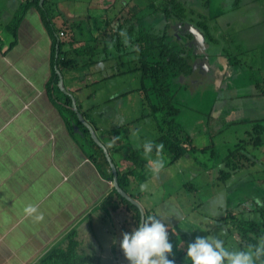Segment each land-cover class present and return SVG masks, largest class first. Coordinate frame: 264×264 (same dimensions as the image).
I'll list each match as a JSON object with an SVG mask.
<instances>
[{"label": "crops", "instance_id": "crops-1", "mask_svg": "<svg viewBox=\"0 0 264 264\" xmlns=\"http://www.w3.org/2000/svg\"><path fill=\"white\" fill-rule=\"evenodd\" d=\"M23 1L0 0V264H43L55 257H63L71 264L83 263L85 257L96 264H129L119 240L123 232L135 228L130 212L112 186L109 165L101 161L100 151L89 143L90 135L84 136L76 123L77 115L73 116L72 108L65 103L71 93L80 114L94 126L95 134H99L109 151L118 173L132 168L130 155L137 148H132V144L142 145L156 135L146 117L142 123L136 119L132 123L130 119L118 121L117 125L116 121L119 131L102 133L105 119L100 123L87 116L88 111L100 105L104 113L115 116L129 107L132 109V74L119 76L120 80L111 85L106 80L97 87V81L105 77L93 80L89 77L92 68L103 73L106 66L112 65L103 61L88 67L85 61L89 52L81 50L89 44L95 47L93 54L100 51L102 44L94 45V41L100 39L97 26L107 8L100 2L96 9L101 12L90 14L94 13L89 7L93 0H82L86 11L80 12L77 11L80 0H52L53 21L62 25L53 32L45 27L36 7L18 15L16 7ZM184 1L188 2L190 16L202 12L198 9L199 0ZM208 1L211 4L205 15L212 19L211 25L209 20L207 23L209 33L214 36L211 34L212 38L206 37L205 41L215 39V45L224 43L221 48L226 61L222 58L216 61H224V68L217 69L213 58L211 67L195 62L194 54L201 49L198 47L191 58L192 73L179 75L177 82L172 81L173 102L177 106L180 104L176 102V92L190 83L204 85V76L210 82L209 87L215 88L217 94L211 101L206 128L193 129L198 136L189 135L192 149L176 161L160 154L163 167L158 172L152 171L150 161L155 158L149 156L144 179L132 186L131 172L126 188L144 211L154 212L174 230L169 239L176 255L170 256L179 261H184L183 255H178L174 247L190 235L204 236L214 230L224 235L230 223L237 227L236 241L242 238L250 241L253 231L247 235L239 226L264 219V80L260 84V79H264V0H241L240 4L237 0H219L217 5L215 0ZM228 1L230 9L238 8L243 15L250 11L248 17L221 20L218 4ZM110 4L113 2L107 6ZM15 14L19 17L14 22ZM96 16L97 26L92 20ZM194 19L197 17H189L187 23L195 25ZM62 27L71 31L75 41L60 43L58 62L54 42L56 31ZM169 30L174 32L175 28ZM227 42L232 46L227 47ZM64 56L76 60L77 80L71 78L74 74L64 73L71 69L62 64ZM86 70V75H82ZM58 72L68 94L59 89ZM237 78L246 79L250 89L240 91L241 86L234 84ZM98 98L101 100L96 102ZM123 113L119 118L124 120ZM180 114L182 110L178 123ZM258 133L261 142L256 144L253 137ZM188 134L179 132L183 139ZM237 145L245 157L236 151L232 161L238 167L220 181L221 171L228 167V151ZM140 170L141 167L136 169ZM256 182H261L260 187L255 186ZM142 184L147 185L143 190ZM29 207L35 211L29 212ZM197 214L203 218H199L198 224L190 219L197 220ZM233 234L231 230V238ZM71 239L77 242L75 252Z\"/></svg>", "mask_w": 264, "mask_h": 264}, {"label": "trees", "instance_id": "trees-1", "mask_svg": "<svg viewBox=\"0 0 264 264\" xmlns=\"http://www.w3.org/2000/svg\"><path fill=\"white\" fill-rule=\"evenodd\" d=\"M199 2L201 3L200 7L202 8L211 4L208 0H199ZM187 4L188 2L186 3L184 0H127L126 4L121 7V10L118 9L114 10V12H108L110 10V4L108 8L106 7L107 9L104 11L105 13L102 21L97 26L99 33H101L100 36H98L100 38L99 40L102 42L100 51L93 54L95 47L90 46L89 44L81 49L82 51L86 50L89 52V54L87 53L88 55L85 61L88 67L96 61L102 60L108 62L110 65H113V63L117 64L118 71H115L116 74H113L112 72L108 77L113 79L115 75L123 76L126 74H132V77L136 78L138 83L135 85V81L133 82L134 84H132V106H135L137 109L135 112L137 116L132 117V123L134 122V119L138 122L144 117L149 118L151 121V126L156 130V135L150 139L153 141L154 147L149 156H153L155 158L154 160L161 159L162 155L160 154L165 153L170 161L173 162L185 155L188 151L190 152L192 149V138L189 136L190 134L186 132L184 125H180V123L177 122L179 112L182 109L174 104V91L172 90V81L175 80L177 82L179 75H188L192 73L193 61H191V58L193 54L190 50L188 51L184 44L191 38L190 32L184 27V21H187L188 18L186 16L189 14L187 12ZM21 6L23 10L31 6L36 7L39 12L42 13V17L47 25L50 22V18L55 15L52 0H43L41 5H39V0H24ZM143 6L149 7L154 11L152 13L156 14L155 23L146 24L143 22ZM101 16L102 15L100 14L99 17ZM197 17L198 18L194 19L192 22H194L198 28L206 32V37L208 39L212 38L208 31L207 17L203 14H197ZM113 20H117L116 28L111 26ZM13 21H16V17ZM179 23L181 26H178ZM171 27H174L175 30L174 32L169 33ZM106 31L111 33H107ZM111 39H114L116 46H118L120 50H122L123 46H126V48L123 49L122 54L117 56V58L110 53L107 46V42L109 40L111 41ZM214 41L215 39H213V42ZM58 46L60 47V44ZM59 47L58 58H60ZM110 54L112 57H110ZM194 55H198L199 57L202 56L201 54ZM59 61L60 60L58 59V62ZM61 62L70 67L77 65L76 60H73V58H65V56L62 57ZM120 65H122V67ZM134 94H136V98H134ZM65 103L70 105L71 98L69 96H66ZM70 111L73 116H76V113L72 109H70ZM76 123L82 128L84 136H89L88 130L82 123H80L77 116ZM181 131L188 134V137L183 139L179 135V132ZM260 135L261 133H258L253 137L256 144L261 142ZM89 142H92L94 147L97 146L94 141L89 140ZM143 144L132 149V154L130 155L132 158V168H129L124 173H117L118 183L126 192L131 172L132 186L134 182L137 180H143L145 177L143 170L150 160L148 158L149 156L146 157L144 155ZM161 144L163 145V148L158 149L156 145ZM206 147L209 148L210 146ZM95 148L100 151L101 158L107 165L108 161L106 160L102 149L99 146ZM200 148L205 149L204 147ZM232 148L234 150L228 151L226 160L228 167L221 171L220 181H224L228 177L229 171L238 167V164L232 161V157L236 154V151L244 153L243 151H240L242 148L238 145ZM234 159L237 158L234 157ZM138 167H141L140 172L136 171ZM110 177H112V175ZM116 194L120 201L128 208L131 217L130 220H132V223L136 227L141 221L138 207L117 192ZM131 197L134 198L133 195H131ZM262 212H264V206ZM153 213L150 211H144V218L148 215H153ZM239 227L243 230H251L250 225L248 224H243ZM235 228L236 226L231 225L228 227L230 231ZM255 234L257 237L264 235V219L260 232ZM207 235L215 236L222 241L225 237V235L220 232L216 233V230ZM262 241H264V238L261 242ZM70 244L73 248L72 250L75 252L77 249L75 248L77 246L76 240L71 239ZM239 246L240 248H243L240 244ZM248 247L255 250L258 245L255 246L249 244ZM169 258L172 259L170 255ZM63 259V257H55L52 260H44L43 264H71ZM256 263L264 264V255L257 258ZM76 264L96 263L90 260L89 257H85L83 263L77 262Z\"/></svg>", "mask_w": 264, "mask_h": 264}, {"label": "rangeland", "instance_id": "rangeland-1", "mask_svg": "<svg viewBox=\"0 0 264 264\" xmlns=\"http://www.w3.org/2000/svg\"><path fill=\"white\" fill-rule=\"evenodd\" d=\"M60 1H62V0H60ZM80 1H81L80 2L81 6L78 5L77 11L78 12H80L81 10L86 11L85 10L86 9V5H85L84 1H82V0H80ZM237 1L239 2V4L241 3V0H237ZM100 2H102V6L105 9L107 7L108 3L111 2V1L110 0H93L90 3L89 7H90V9L94 10V13L90 12V14H95L97 11H100V9H96V8H99V3ZM126 2H127V0H114V3H113L114 6L112 7L111 10H118V9L121 10V7H123L126 4ZM217 2H219V0H215V4L216 5H217ZM198 3H200V2L198 1ZM221 3H222L221 6L218 4V9L221 12L219 18L221 20H225L227 17H239L238 19H242L241 17H243V19H245V17H248V15H249L250 11H246L244 13V15H243L242 13H240L238 8L230 9L229 1L228 2H221ZM16 8H17L16 11L18 10V13H19L18 15L23 13V8H21V6H18ZM142 8H144L143 18H142L143 22L146 23V24L155 23V21H156V16L155 15L156 14L152 13L154 11L152 9H150L149 7H144L143 6ZM207 10L208 9H203L202 8L201 11L203 13H206ZM232 10L234 12H232ZM235 11H236V13H235ZM39 14L41 16L42 13L39 12ZM83 14L85 15L86 13H83ZM18 15L15 14L16 20H18V17H19ZM205 16L209 20V16H207V15H205ZM54 17L55 16H53V18ZM53 18L51 17V20H53ZM233 19L235 20V18H233ZM92 20H93L94 24L97 26L99 18L97 16L96 17H92ZM211 20H209V25H211ZM111 26L113 28H116L117 20H113L111 22ZM45 27H47L49 29L50 28V24H48V25L45 24ZM54 27L57 28L58 26L55 25ZM195 28H197V26ZM196 31L201 33L200 34L201 35V39L203 40L204 44L201 45L202 48L199 51V54H201L202 56L195 58L196 59L195 62L200 61L201 63L203 62L204 64H206L208 67H211L212 66V58H213V60H214L213 62H215V66L217 67V69H219V70L223 69L224 65H225V62L224 61H221L220 63H217V62H219V59H221V58L226 61V57H225L226 55L223 54L222 48H221V45L224 44V43H221L219 45H215V43L212 42V41H209L208 43H206L205 42V40H206V34L205 33L206 32L202 30L203 32H205V33H203L199 29H196ZM113 32H112V34H113ZM124 32H125V30H124ZM107 33H111V32L108 31ZM169 33H172V32H169ZM211 34H212V32H211ZM190 39H188V42L184 43V44L187 47L188 51L189 50L194 51L196 48L199 47L198 46L199 42H198V40H196L197 43H198L197 46L196 45L192 46V45H190ZM96 44H102L101 40H97V42L94 41V45H96ZM226 45H227V47L228 46L229 47L232 46L228 42L226 43ZM107 46L109 48L110 53L113 54L116 58H117L118 54L123 52V49L126 48V46H123L122 50H120L119 47L116 46V43H115L114 39H111V41L109 40L107 42ZM84 51L87 52L86 50H84ZM235 51L236 50L234 49V47H232V52L235 53ZM99 63H103V61L102 60L101 61H96L93 64L95 65V64H99ZM120 66L122 67V65H120ZM76 68H78V67L77 66H72L70 70H65L64 73H72V74L75 75L74 72L77 71ZM201 68H202V66H201ZM201 68H200V70H201ZM217 69H215V70H217ZM111 71L113 72V74L115 73V71H118L117 70V64L113 63V65L111 67L106 66L104 68V72L103 73L102 72L98 73L92 68V72L93 73L89 74V77H92L93 80L97 79V78H99L101 76L103 78L105 77V79H103L101 81H97V85H98L97 87H99L101 85H104L106 80L108 81L109 85H111L113 82H116V81L120 80L119 79L120 75L119 76L115 75V77H113L114 80L112 78H109L108 77V73L111 72ZM86 72H87V70L84 71L82 75H86ZM247 73H250V71H248ZM74 75H71V78H74L75 80H77V76L78 75L77 76L76 75L74 76ZM120 77H122V76H120ZM263 80L264 79H260V84H263ZM135 81H136V83H135V85H136L138 82H137L136 78L132 77V84H134L133 82H135ZM202 81L205 82L204 85H198V84H195V82L192 83V84L190 83V85H187V86H184V87L180 88L175 94L176 102L178 103V105L180 104L179 106L182 108V116L180 114L179 121H180V123L182 122V124L185 126L187 131H189L190 133L192 132L190 135L191 136H195V137L198 136V134H196V133L194 134L193 133V129L194 128L202 129V130H204L206 128L205 127V123H207V121L209 119L208 115L210 113L211 101H212L213 97L217 94V92L215 91V88H210L209 87L208 83H210V82L208 81L206 76H204V79ZM227 83H225V85H227ZM231 83H233V82H231ZM229 84H230V82L228 83V85ZM234 84H237V85L241 86L240 91H246L248 88L250 89V85H249V83H248V81L246 79L237 78L236 82ZM58 85H59V83H58ZM254 89H255V87L252 88L251 91L254 90ZM134 98H136V94H134ZM99 100H101V98L96 99V102H98ZM71 104H72V102H71ZM130 108L131 107H129L126 110L121 112V113L124 112L123 114L126 116V118L124 120L119 118L121 113L118 114V116H115L113 114L104 113L103 112L104 108L101 105L100 106H95L93 109L88 111L87 112V116L90 117L93 120H96V121L99 120L98 122H100V123L103 122V120L105 119V123L102 126V128H103L102 129V133H106L108 131L109 132H117V130L119 131V129L115 126L116 121H117V125L118 124L120 125L119 122L129 121L130 119H132V114H134L137 111L135 106H132V109H130ZM106 117H107V120H106ZM181 118H182V120H181ZM142 122H143V119L139 121V123H142ZM147 124L151 125V123H149V122ZM128 125H129L128 123L125 124V127L126 128L129 127ZM114 127H116V129H113ZM206 133H208V132H206ZM201 134H204V133L202 132ZM89 137H90L89 139L91 141L92 140L91 136H89ZM98 137H99V134H98ZM99 140L101 141L100 137H99ZM92 141H94L97 146H100V144L98 142H96L94 139ZM91 144H93V143L91 142ZM139 145H140L139 143H133L132 144V146H133L132 148L139 147ZM97 146H95V147H97ZM86 148H89V146L82 147V149H84V150H86ZM102 151H103V148H102ZM250 153H251V151H250ZM241 154H242V156L245 157V153H239V155H241ZM247 154H248L249 158L252 157L251 154H249V153H247ZM101 161L104 162L102 160V158H101ZM260 185H261V182H256L255 183V186H257V187H260ZM180 197H181V194H180ZM183 205H184L185 208H187V206H185L186 204L183 203ZM197 216H198L197 220H195V218H191L190 217V219L194 220L196 224L199 223V221H198L199 218H202L198 214H197ZM202 220H203V218H202ZM260 223H261V221H258L256 219L253 220V221L246 222V224L250 225L251 231H253L254 233H259L260 232V229H261ZM168 230H169V236H172L173 233H174V230H172L171 228H168ZM175 233H178V232L175 230ZM230 234H231V231L228 228L224 229L225 237L223 239V242L226 245V246L225 245L224 246L226 248L230 249V250H239L240 246L237 245V244H234L235 240L231 238ZM195 237H197V235H190V236L186 237L185 240L179 244V246H177L176 248L174 247V249L177 251L178 255H183V258L185 257L187 244L189 242H191ZM257 241H258L257 245L259 246L260 242H261V239L259 238V239H257ZM243 249H245V248H243ZM172 254H175V253L172 252Z\"/></svg>", "mask_w": 264, "mask_h": 264}, {"label": "clouds", "instance_id": "clouds-1", "mask_svg": "<svg viewBox=\"0 0 264 264\" xmlns=\"http://www.w3.org/2000/svg\"><path fill=\"white\" fill-rule=\"evenodd\" d=\"M111 2L114 3V0H111ZM42 3H43V1H42ZM41 4H39V5H41ZM200 5H201V3H199L198 9L201 11L202 7H200ZM113 6H114V4L112 5V7ZM107 8H108V6H107ZM203 9H208V7H204ZM200 14L205 15V13H203V12H200ZM41 17H42V14H41ZM186 17L187 18L197 17V14L192 15V16H190L188 14V16H186ZM52 18H53V16H52ZM42 20L45 23L43 17H42ZM48 24H50L49 29L53 32L57 28L62 26V25H58L57 23H55L53 20H51V18H50V22ZM54 24L57 25L58 27L57 28L54 27L55 26ZM184 25H185L186 29L188 28V25H191L194 28L196 27V25L187 23V21H184ZM178 26H181V24L179 23ZM197 28H195V29H197ZM55 37H56V39L54 42L55 43L54 48H55V55L58 58V47H59L58 45L60 43L62 44V42H70V44H72L75 41V39L72 37L71 31L69 29H67L66 27H62V28L58 29L56 31ZM191 38H192V36H191ZM208 42L209 41H207L206 43H208ZM202 44H204L203 41L199 45L200 48H202L201 47ZM74 48H77V47H74ZM58 59H60V58H58ZM192 67H193V65H192ZM58 75H61V74L58 72ZM62 86H63V84H62ZM59 89H61L63 91V89L60 86H59ZM71 96H72V94L70 95L71 102H72L73 96L72 97ZM74 101H75V99H74ZM75 105H76V103H75ZM70 107H71V103H70ZM76 107H77V105H76ZM73 111L76 113V115L78 112H81L78 109V107H77L78 112L75 110H73ZM77 118L80 121V123H82L81 120L79 119L78 115H77ZM82 118H84V116H82ZM84 119L92 126V124L86 118H84ZM92 127L94 128V126H92ZM86 129L88 130L87 127H86ZM88 133L91 136L89 130H88ZM95 136L99 140L98 134L97 135L95 134ZM91 139L93 140L92 136H91ZM99 142L105 147V145L100 140H99ZM99 147L102 149L101 146H99ZM153 147H154V143L151 140H148L147 142H145L143 144V152H144V155L146 157L152 153ZM156 147L158 149H162L163 145L162 144L156 145ZM102 152L105 155L104 150ZM107 153L110 156L108 150H107ZM105 158H106V155H105ZM110 158H111V160H112V162L116 168V165H115L111 156H110ZM108 165L111 169L109 161H108ZM150 166H151V169L154 173L158 172L160 170V168L163 167V160H161V159L151 160ZM111 172H112V169H111ZM116 172L118 173L117 168H116ZM112 177H113V172H112ZM117 182H118V174H117ZM140 187L143 190L147 187V185L142 184ZM128 195H130V194H128ZM133 199L136 200L135 198H133ZM140 206H141V204H140ZM141 208H142L143 213H144V209L142 206H141ZM138 209L140 212L139 207H138ZM28 211L32 212V211H35V209L29 207ZM229 226H230V223H229ZM229 226H227V228ZM232 226H234V224H232ZM262 226H263V220H261V223H260L261 228H262ZM235 229H237V227ZM239 229L242 230V228H240V227H239ZM249 231H250L249 229L246 230L247 235H248ZM233 232H234V234L232 235V239L235 240V238L237 237V230L236 231L233 230ZM252 236H253V238L250 239V241L244 240V238L238 239L237 240L238 242L236 240L234 241V244H237V245H239L240 240L243 242H247L246 244H243V245L240 244L245 249L240 248L239 250H230V249L226 248L224 246V242L222 240L216 238L215 236H209V235L197 236L191 242H189L187 244L184 261H178V260H174V259L169 258V255L173 251V243L169 239L168 225L165 223L164 219L159 218L156 215H148L145 218H143L140 221V223L135 228L132 229V231L122 233V237L119 240V246H120L124 256L129 261V264H257L256 259L259 258L261 255H264V241H262L260 243V245L255 248V250H252L251 248H249L248 245L253 244L256 246L258 244L257 239L260 238L262 240L264 238V235H262L261 237H259V236L257 237L256 234L254 232H252Z\"/></svg>", "mask_w": 264, "mask_h": 264}, {"label": "water", "instance_id": "water-1", "mask_svg": "<svg viewBox=\"0 0 264 264\" xmlns=\"http://www.w3.org/2000/svg\"><path fill=\"white\" fill-rule=\"evenodd\" d=\"M42 1H43V0H40V1H39V4H41ZM184 27H185V26H184ZM187 29H188V31L190 32L191 36H192V38L190 39V45H192V46H193V45H196V46H197L198 43H197L196 40H198L199 45H200V43L203 41V40L201 39V35H200L201 33L197 32L196 29H195L193 26H191V25H188V28H187ZM199 45H198V46H199ZM199 51H200V50H199ZM199 51H198V52H199ZM191 53L193 54L194 51H191ZM58 83H59V86L63 89V91L67 93V91L64 90V87L62 86V76H61V75H59V81H58ZM69 95H71V94L69 93ZM71 97H72V96H71ZM71 107H72L73 110L77 111V107H76V105H75V101H74V98H73V97H72V104H71ZM77 112H78V111H77ZM77 115H78L79 119L81 120V122H82V123L88 128V130H89L91 136L93 137V139H94L96 142H98V143L100 144V146L103 148L104 153H105V155H106V158H107V160L109 161L110 166H111V169H112V172H113L112 185L114 186V188L116 189V191H117L119 194H121L124 198H126L127 200H129L131 203L136 204V205L140 208V215H141V220H142V219L144 218L143 210H142L140 204H139L136 200H134L130 195H128V194H127V193H126V192H125V191L119 186V184H118V182H117V172H116V168H115V166H114V164H113V162H112L110 156L108 155L107 150H106L105 147L99 142V140H98L97 137L95 136V133H94V130H93L92 126H91V125H90V124H89L84 118H82L80 112H78Z\"/></svg>", "mask_w": 264, "mask_h": 264}, {"label": "flooded vegetation", "instance_id": "flooded-vegetation-1", "mask_svg": "<svg viewBox=\"0 0 264 264\" xmlns=\"http://www.w3.org/2000/svg\"><path fill=\"white\" fill-rule=\"evenodd\" d=\"M109 9H112V6H110V8ZM197 57H199L198 55H197ZM198 79H199V77H198Z\"/></svg>", "mask_w": 264, "mask_h": 264}]
</instances>
